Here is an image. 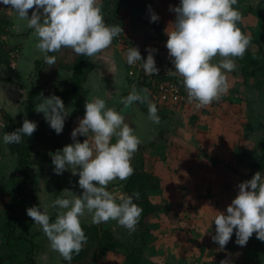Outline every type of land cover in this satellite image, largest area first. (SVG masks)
I'll return each instance as SVG.
<instances>
[{
	"label": "clouds",
	"instance_id": "clouds-1",
	"mask_svg": "<svg viewBox=\"0 0 264 264\" xmlns=\"http://www.w3.org/2000/svg\"><path fill=\"white\" fill-rule=\"evenodd\" d=\"M258 2V0H257ZM10 6L26 26L37 37L36 49L43 55L44 62L54 66L56 55L62 48H70L77 55L93 57L102 53L114 38L123 32L118 24H108L101 10V0H0ZM239 0H179L170 10L176 13L171 30L166 28V48L174 70L168 74L181 77L189 103L197 108L218 101L229 89L226 73L236 69L235 58H243L251 37L238 26L242 13L237 7ZM33 9L31 15L28 10ZM42 9V11H41ZM159 16L151 12L150 22ZM169 23V24H170ZM169 26V25H168ZM146 58L133 46L127 49L126 63L137 66L146 76L159 72L154 53L147 48ZM221 57L213 62L214 57ZM147 88H135L121 98L123 107L118 111L109 107L104 98L94 97L85 103V113L78 125L72 129L73 143L64 145L52 154L53 171L62 174L70 169L78 173L80 194L57 196L50 204L33 205L26 213L50 242L52 250L58 252L69 264L73 254H78L87 242L81 225V218L91 214L93 224L115 220L129 231H135L142 214V207L134 202L140 193L130 195L109 190L115 180H127L134 172L131 160L141 144L134 129L125 123V111L136 102L148 104L149 118L160 123L158 108L149 101ZM35 110L44 115L49 126L60 134L65 119L70 114L62 98L41 93ZM0 128L5 124L0 122ZM37 129V122L24 119L22 125L12 132H5L2 142L19 144L25 137H31ZM91 133V139L89 134ZM87 137L80 142L76 137ZM238 194L227 205L226 211H219L213 217L215 235L211 238L223 250L235 230V243L245 246L249 238L264 241V173L254 175L238 185ZM49 208L55 209L52 220ZM220 264H232L222 259Z\"/></svg>",
	"mask_w": 264,
	"mask_h": 264
},
{
	"label": "rangeland",
	"instance_id": "rangeland-1",
	"mask_svg": "<svg viewBox=\"0 0 264 264\" xmlns=\"http://www.w3.org/2000/svg\"><path fill=\"white\" fill-rule=\"evenodd\" d=\"M175 1L178 3L179 0ZM262 1L264 2V0ZM246 3L247 0H239L237 6L242 13V20L239 23L245 25L244 27L239 25V27L245 34L251 37V44L248 48L255 51L257 49V45L255 44L256 40L259 38L264 39V21L263 24L260 22L262 26L260 30H257L256 26L258 21L255 23L256 26L252 24L254 23L252 21L253 13ZM125 4L116 9V13L120 17L119 22L122 24L123 32L114 38L112 44L121 50V67H124L123 70L126 71V75L128 74V65L125 56L128 43L125 42V39H130L132 37H128V28L125 24L130 23L133 17H131V10L127 9ZM133 4H135V1H133ZM110 10L111 6L104 14L105 21L108 24H116L115 22L111 23L108 21V16L111 14L109 13ZM0 14L3 18L7 19L8 15L6 13L0 11ZM144 30L147 31L145 39H148V42L144 43V41H142L143 44L137 43L136 47L146 52L144 55L148 54L147 48H155L157 51L154 54L164 57V60L169 59L168 49L166 48V41L168 38L165 39L161 36V33H159L156 28H153V31H151L146 27L143 31ZM157 32L159 34L156 36ZM3 35L4 32H2V34L0 33L1 40H4ZM131 40L133 39H130V41ZM26 49L25 47L23 50L21 64L19 61L17 62L19 66L18 72L20 74L17 75L19 77L18 79L24 81V84L29 87L30 79H27V77L30 78V76L27 75V73H32L35 63L34 58L31 59L33 54L29 52V49ZM104 51H106V49ZM62 52L63 50H60L57 53V62L54 66L46 64L49 70L56 71L57 63L66 59H68V61L72 59L71 53L67 55V53L63 54ZM7 60L10 64L16 61L13 59ZM10 64L8 65L10 66ZM22 73L27 76L21 77L23 76ZM66 74V72L63 73L64 79H66ZM133 88H135V86ZM133 88L131 87L129 92H131ZM226 96L225 94L222 95L227 101L228 99ZM99 97L104 98L109 107H114L116 110L123 107L121 103V98L123 96L119 89H115L114 92H101ZM222 97L208 106L210 107L208 112L216 111V117H218V115L222 117L227 114V105L220 103ZM80 103L85 104L86 100L81 99ZM217 106H219V109ZM157 108L158 115L161 117L159 124L154 123L149 118L148 110L144 112L137 107V105L128 108L124 113L125 123L129 124V126L134 129L135 133L142 141L138 150L132 157L131 163L133 168H143L153 175L155 171L161 174L159 190H150L147 192L151 202L159 206L146 226L147 233L153 239L147 240L148 244L142 245L140 238H135L137 234L136 231H129L127 228L119 225L117 221L109 220L103 223V227L110 228L112 235L122 242L123 247L120 251L107 252L106 255L99 260L96 258L93 259L92 253H90L85 261H90V264H124V250L142 246V260L140 264H162L163 257L166 253L170 255L171 261L165 264H176L178 261L181 264H201V261H204V264H220L222 259H228L232 264H240L242 253L246 245L240 246L235 243L236 237L234 230L233 236L225 248L223 250L219 249V245L211 238L215 235L216 228L212 219L217 214L218 210L226 211L227 205L230 204L232 199L238 194L239 183L250 179L254 175L250 174L252 155L253 153L256 154V152L260 150V147L255 146L257 144L256 141H254V143H247V147L243 146L244 141L243 144L238 143L236 138L241 135V133L236 131V125L233 127V122H229L232 128L228 135L213 139L218 136V133H215L216 131L212 132L214 130V125L211 126V122L217 119L214 116L210 121L206 119L201 120L202 125L205 126L208 124L207 129L211 132L206 133L205 131L204 133L203 131V133L195 134L189 132V122L192 117L196 115L195 112H197V110L190 107L186 109L182 106L170 111H162L161 107L158 105ZM20 110H22V108ZM202 112L204 111H201V115L205 116ZM199 113L198 111L197 114ZM206 114H211V112ZM14 116L15 118L12 121L18 122L22 120L21 111H16ZM83 116L84 114L82 113L77 117L70 115L66 117L65 120L70 122V128L61 137L59 149L66 144L73 143L71 137L72 129L78 125L79 119ZM233 118L234 116H232L229 121L233 120ZM6 119H8V117H6ZM196 124L197 121H195V125ZM8 125L9 124H7V126ZM139 127H142L141 130ZM196 127L198 128V126ZM137 131L140 132L138 133ZM6 132L9 131L6 130ZM79 137L81 140H79ZM86 138L87 137L83 135H78L76 137L80 142H83ZM88 138L91 139V133ZM195 150H197L196 153ZM52 154L53 153H48L47 161L43 165L28 164V176L31 177L30 180H36L37 182L29 181V179L26 181L27 183L22 182L20 180L23 176L17 173V171L13 173L16 184L11 188L13 192V195H10L11 198L13 196L12 199L14 201V197L19 196V193L23 194V198L24 195L26 196L23 199L24 201L21 202L19 217L14 215L15 224H17L16 221H18V227L16 225L14 230L17 228L19 231L17 233L16 230V240L14 242L12 241V245L15 247L13 248L14 251H12V254L15 252V256L21 258L15 259L14 264H17L16 262L28 264L26 258L30 254H28L29 252L26 250H28L29 247L31 249L33 245V247L36 248L39 245L38 248H42V251L48 250L47 252H49L52 250L50 246L46 247V245H49V240L42 232L40 226H31L26 209L36 205L34 202L36 199L38 201L41 200V202H49L48 204H50L57 196L70 197L72 195L71 191L76 194H80L83 191L78 185V173L74 175L71 170L68 169L66 170V174L65 172L59 175L57 174L62 183V188L61 192L55 194L57 181L53 178L54 165L52 164ZM174 172L176 173V178L171 176L172 174L174 175ZM165 176H168V179L165 178ZM170 176L172 178H170ZM181 181L182 183H180ZM122 182L123 181L118 179L111 182L108 185L109 190ZM19 185L22 189L18 188ZM121 194H125L124 189L121 190ZM11 198H8L10 199L8 205L11 204ZM49 209L50 217H54L55 219V209ZM83 222H91V214L86 213L85 216L81 218V223ZM38 229L39 231H37ZM180 231L183 232V237L177 235L180 234ZM38 233H40V237ZM36 234L37 236H35ZM33 237L34 239H32ZM33 241L34 244L32 243ZM54 253L59 256L58 252L54 251ZM41 255L44 260L51 258V260H55L57 262L56 264H58L60 257L54 258V254L50 255L49 253ZM46 256H48V258H46ZM60 264H62L61 261Z\"/></svg>",
	"mask_w": 264,
	"mask_h": 264
},
{
	"label": "crops",
	"instance_id": "crops-1",
	"mask_svg": "<svg viewBox=\"0 0 264 264\" xmlns=\"http://www.w3.org/2000/svg\"><path fill=\"white\" fill-rule=\"evenodd\" d=\"M145 1L147 2V5L145 6L143 5L139 6L136 3L133 4V1L131 2L127 1V3L125 4L127 9L131 10V15H132L131 17H133L130 20V23L125 24L127 25V28H128V32L126 31L127 35L131 36L132 39L138 44H143L142 41L146 43L148 42V39L147 40L145 39L147 31L146 30L143 31V29H146V27H148L151 31H153V28H156L157 24L159 23L160 30H161L160 35L163 36L165 39H167L168 36L165 30L167 27H169V30H171L173 26L170 22H174L176 18V13L170 10V6L178 5L179 1L178 3L175 0H145ZM246 4L249 5L248 8H251L252 13H253L252 21L254 23L252 24L256 26L255 23H257L258 21L256 27H257V30H260L262 26L260 22L263 24V21H264V2L262 0H258V2L257 0H247ZM0 11H3L4 13L8 15L7 17L8 24L5 27V31L3 35V38H4L3 46L6 49L15 48L19 52L18 53L19 55L14 63L15 65L14 69L9 70L8 65L3 63L0 60V110L8 114L11 120H14L15 118L14 113L16 111H19V112L23 111V105H24L23 102L25 98V93L27 91L26 89L28 87V85L26 86V84H24V81H21L18 79L19 77L17 74H19L18 72L19 66L17 65V62L19 61L21 64V60L23 57V50L25 47L27 48L26 50L29 49V52L33 54L31 59L34 58V63L36 60L41 59L43 55L36 49L35 44L37 43V37L35 36L33 30L29 29L26 26V21L21 20L18 17L17 13L10 6L0 3ZM32 11L33 9L28 10L29 15H31ZM152 11L157 13L159 16V19L156 22H150V15ZM239 25H242L243 27L245 26L242 23L238 22V26ZM158 34L159 33L157 32L156 36ZM252 49H255V48H252ZM120 57H121V50L116 48L114 44H111L106 49V51H103L102 53L96 56L88 57L89 61L94 65V67L88 74L87 80L84 83V87L88 91L87 95L77 97L74 99H68V100L62 99L66 108H68L67 110L70 112L69 114L70 116L77 117L78 115L85 113V104L80 103L81 99H85L86 101L87 99L91 100L94 97L100 96L101 92H109V91L114 92L115 89H119L120 93H122V96H123V93L126 90L127 80H126V75H125L126 71L123 70L124 67H121ZM220 59L222 58L219 56L214 57L213 62H218ZM236 64H237L236 69H234L231 72L226 73L227 81L229 84V89L225 95H227L226 97L228 100L226 101L224 97L221 96L222 100L220 101V103L227 105V108H228V110L226 111L227 114L222 117H220L219 115L218 117H216L215 116L216 111L215 112L210 111L211 114H205V116L201 114L194 115L189 122L190 124L189 132H192L195 134L203 133V131L204 133L205 131L206 133L211 132L207 129L208 124H206L205 126L202 125L201 120L206 119L210 121L212 117L214 116L217 119H215V121L212 120L213 121L211 122L212 125L211 124L210 125L211 126L214 125V130L212 132L216 131L215 133H218V136L214 137L213 139H218L220 137L228 135V133L231 132L230 129L232 128L229 125V122L230 123L233 122V127L236 125V131L241 133V135L237 136L236 141L242 144L244 141V144H243L244 147H247V143H250V142L254 143V141H256L257 144L255 146L260 147V150L257 151L256 153L259 154L260 151L264 149V84L259 86L256 80L261 77H264V72L258 73L254 77L243 79L241 76L240 65L237 60H236ZM11 65L12 63L10 64V66ZM33 71H34V67H33L31 74L27 73V75L30 76V78L27 77V79H30V81H31V76L33 74ZM64 72L67 73L66 79L63 78ZM8 75H11L12 80H13L12 82H7L5 80V78ZM27 75H23L21 77H24V76L26 77ZM70 76H71V73L68 70L58 69L57 77H55V79L50 81L49 86L54 89H64L68 85L67 81ZM131 87L132 85L130 86V88ZM37 98L38 97H35L33 100L34 105L36 103H39V100ZM217 107L219 109V106ZM21 108L22 110H20ZM184 108L187 109L188 107H184ZM231 109L233 112L231 111ZM232 116H234L233 120L229 121ZM195 121H197L196 125H195ZM196 126H198V128ZM141 128L142 127H139L140 130ZM5 132H6V128L0 129V154H1V160H0V264H14L15 260H14L13 255L15 256L16 253L14 252L12 254V251H14L13 248H15L12 245V243L16 240V237H17L16 230H17V233L19 230L16 228L14 234H12L9 238H7L8 230H7L5 222H6V210L9 206L8 201L10 200L8 198L9 197L11 198L10 195H13L11 188L14 187V184H16L15 179L13 177V173L16 171L15 170L16 159H15V156L10 153L7 144H4L2 142V136ZM79 140H81L80 137H79ZM196 152L197 150H195V153ZM64 172L66 174V170ZM261 172L264 173V170H261ZM153 173L159 179L158 181V179L156 178L157 183L159 184V187H160L159 182H161L160 180L161 174H159L156 171ZM175 174L176 173L174 172V175L172 174L171 176H173V178H176ZM171 176L170 178H172ZM179 177L181 178L180 175ZM30 178L31 177L28 176L29 181L37 182L36 180H30ZM165 178L168 179V176H165ZM180 183H182V181ZM20 189L22 188L20 187ZM25 197L26 196L24 195V198ZM12 198L11 200L13 201ZM24 198H23V194H20V193H19V196L14 197V202L17 205V212L15 213L16 217L17 216L19 217L20 215V206H21V202L24 201L23 200ZM40 201H38L37 199L34 201L36 203V206L40 205ZM42 203L48 204L49 202L47 203L45 201ZM29 219L31 222V226L33 225L34 227L38 225L34 223L31 217H29ZM16 223L18 224V221H16ZM17 224H15V227ZM37 231H39V229ZM38 235L39 237L41 236L40 233H38ZM177 235H180L181 237L184 236L182 231H180V234H177ZM35 236H37V234ZM34 237L32 239H34ZM33 244H34V241H33ZM48 244L49 245H46V247L50 246V242H48ZM38 247L39 245L37 246V248L31 246V249L29 247V249L26 250L29 252L28 254L30 255L32 254L31 256L30 255L29 256L33 258V260L35 261V264H56L57 263L55 260H51V258L44 260L41 255L44 253L46 254L49 253L50 255L54 254V258L59 257L58 255L54 253L53 250H50L49 252H47L48 250L42 251L41 250L42 248H38ZM38 256H41L42 259L41 257H38ZM169 256L170 255H167V253L165 254V256L163 257L162 264H165L171 261V257ZM46 258H48V256H46ZM15 259H21V258L15 256ZM58 264H60V258H59ZM176 264H181V263H179L178 261L176 262ZM201 264H204V261H201Z\"/></svg>",
	"mask_w": 264,
	"mask_h": 264
},
{
	"label": "trees",
	"instance_id": "trees-1",
	"mask_svg": "<svg viewBox=\"0 0 264 264\" xmlns=\"http://www.w3.org/2000/svg\"><path fill=\"white\" fill-rule=\"evenodd\" d=\"M126 1H135V3L139 6H145L147 4L146 1L141 0H101V10L103 12V15L111 6V10L109 11V13L111 14L108 16L109 22H115L116 24L122 26V24L119 22L120 17L116 13V9L125 4ZM7 24L8 19L3 18V16L0 14L1 34L5 31V27ZM156 30L159 33L161 32L159 23L156 26ZM128 37L130 38L131 36ZM130 39H125V42L128 43V47L126 49L137 46V43L134 40L130 41ZM263 43L264 39H257V49L255 51H252L248 48L243 58H235L240 65L241 76L243 79H248L250 77H254L258 73L264 72ZM3 44V40L0 39V60L8 65L10 64V62H8L7 59L11 60L8 54V51L10 49L4 48ZM61 50H63V54L67 53L68 55L69 53H71L72 59H70V61L66 59L63 60L65 62L61 61L57 63L58 65L56 71L49 70L43 60V57L35 61L34 72L31 76L29 87H27L26 89L27 91L25 93L23 102L24 105L22 111V120L18 122L12 121L9 115L5 113V116L9 119H7V124L9 125L6 128V130H8L9 132H12L15 129L19 128L25 118L37 122V129L31 137H25L19 144L7 145L10 153L13 154L16 158V171L23 176V178H21L20 180L22 182H26L28 179V164H45L47 161L48 153H55L59 149L61 137L70 128V122L65 120L63 131L60 134H56V132L45 121L43 113L37 112L35 110L33 101L34 98L43 93L44 96L55 94L60 96L63 100H68L85 96L88 93L87 89L84 87V83L86 82L87 76L93 69L94 65L87 59V56L77 55L70 48H62ZM140 52L142 55L146 53L141 50ZM57 53H49V55L57 56ZM8 69L11 70V66L8 65ZM58 69H66L71 73V76L67 81L68 85L64 89H54L49 86L50 81L55 79ZM5 80L7 82L13 81L11 75H8ZM126 80L128 86L123 93V97L129 94L130 86L133 83V78L128 74H126ZM256 82H258L259 86H261L262 84H264V77L257 79ZM134 105H137V107H139L144 112L148 110L147 103L136 102ZM161 109L162 111L167 110L164 106L161 107ZM209 109L210 107L208 106L205 108H200L197 110V112H195V114L198 115V111L200 112L199 115L201 114V111H204L202 112L204 114L209 113ZM261 170H264V149L261 150L259 154L253 153L250 174L253 175L256 171ZM53 178L55 179V181H57V189L55 193L57 194L58 192H61L62 183L55 172L53 173ZM123 182H125L124 192L126 195H130L134 192L140 193L139 199H134V202L143 209L141 217L135 229V231L137 232L135 238H140L142 245H146L148 244L147 240L153 239L147 233L146 226L159 207L158 205L151 202L147 192L150 190L159 189V184L157 183L156 177L143 168H134L133 174ZM18 188L20 189V185ZM16 212L17 205L14 201H12L6 210L5 223L8 230L7 238L14 234V215ZM51 219L53 220L54 217H51ZM81 225L87 236V242L84 244L82 250L78 254H73V258L70 264H90V261H85L90 253H92L93 259L96 258L99 260L100 258H103L107 252L120 251V249L123 247L122 242H120L112 235L110 228L103 227V223L93 224L92 222H83L81 223ZM142 249V246L132 249H125L123 252L125 255V260L123 263L140 264L142 259ZM13 257L15 260L14 255ZM59 257L62 264H69V262L64 260L60 254ZM26 261L28 262V264H35V261L29 256H27ZM16 263L23 264L19 262ZM240 264H264V241L258 239L255 233H253V235L247 241L246 247L242 253Z\"/></svg>",
	"mask_w": 264,
	"mask_h": 264
},
{
	"label": "built area",
	"instance_id": "built-area-1",
	"mask_svg": "<svg viewBox=\"0 0 264 264\" xmlns=\"http://www.w3.org/2000/svg\"><path fill=\"white\" fill-rule=\"evenodd\" d=\"M42 11V9H41ZM17 49H10L8 51L9 57L16 60L18 57ZM146 55H142V58H146ZM159 72L154 76H146L142 69L137 66L128 65V75L133 78L132 87L135 86L136 90L147 88L149 90V101L155 103L160 107H165L167 110L176 109L180 106L191 107L193 109L205 108L202 106L197 108L195 102L189 103L187 99V93L181 83L182 78L168 74V71L174 70V66L171 63V58L164 60V57L154 54ZM15 62L12 63L11 69H14ZM0 122L7 126V119L5 112L0 110ZM4 129V128H3Z\"/></svg>",
	"mask_w": 264,
	"mask_h": 264
},
{
	"label": "water",
	"instance_id": "water-1",
	"mask_svg": "<svg viewBox=\"0 0 264 264\" xmlns=\"http://www.w3.org/2000/svg\"><path fill=\"white\" fill-rule=\"evenodd\" d=\"M124 186H125V182H122L121 184H119L118 186L113 187V188L110 189V190L115 189L118 193H121V190L124 189Z\"/></svg>",
	"mask_w": 264,
	"mask_h": 264
}]
</instances>
